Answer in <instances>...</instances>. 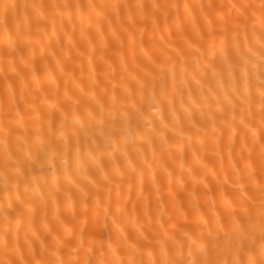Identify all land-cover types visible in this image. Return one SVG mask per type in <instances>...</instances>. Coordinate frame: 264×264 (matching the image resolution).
Wrapping results in <instances>:
<instances>
[{"label":"snow or ice","instance_id":"snow-or-ice-1","mask_svg":"<svg viewBox=\"0 0 264 264\" xmlns=\"http://www.w3.org/2000/svg\"><path fill=\"white\" fill-rule=\"evenodd\" d=\"M0 264H264V0H0Z\"/></svg>","mask_w":264,"mask_h":264},{"label":"bare ground","instance_id":"bare-ground-1","mask_svg":"<svg viewBox=\"0 0 264 264\" xmlns=\"http://www.w3.org/2000/svg\"><path fill=\"white\" fill-rule=\"evenodd\" d=\"M21 2H23V0H21ZM61 3L63 2H66V0H60ZM82 2L84 3H87L88 0H82ZM97 3H105V2H112V3H115V2H120V3H123V2H132V3H136L137 0H96ZM148 3H151L152 0H147ZM160 3H168V2H176V0H159ZM179 2L181 4H183L184 2H190V3H199L201 2V0H179ZM204 2H207V0H204ZM217 2H221V0H217ZM150 27V26H149ZM166 34V33H165ZM157 35H159V33H157ZM150 36H151V31L148 32V34H146L144 36V42H145V45L146 47L151 50L152 48V44H151V41H150ZM92 38L94 40V42L96 43L97 47H99V40L98 38H96L95 36V33L92 34ZM108 41H109V44L111 46H114V42L112 41L111 39V36L110 34L108 35ZM74 39L76 41H80V38H79V33L77 32L76 33V36L74 37ZM136 39H137V43H139V40H140V35L139 33H137L136 35ZM125 42L127 43V37H125ZM53 43H55V37H53ZM78 46H83L82 45V42L78 43ZM127 51V48L125 49ZM97 55H99V53H97ZM112 60L114 63H116V66L117 68H119V62L116 60L115 57H112ZM129 62L131 63V60L129 58ZM77 64L79 63V61L76 62ZM83 63H84V67H85V75L88 74V66H87V57L84 58L83 60ZM53 68H55V62L53 61L52 62V65H51ZM97 69L99 72H102L104 69L103 67L98 63L97 64ZM68 71H72V67L69 66L67 68ZM75 74L76 76H79L80 72H79V68L76 67L75 69ZM42 75V73H41ZM56 75L59 77V73L57 72ZM119 75V74H118ZM61 85V94L63 92V77H59V81H58ZM119 91V90H118ZM147 147V146H145ZM194 148H198V145H194L193 147H189L186 149V152L184 154V162H185V168H188V167H192L194 169H199V165L196 163V161L194 160L193 156H192V151L194 150ZM149 156L151 155L150 151H149ZM133 156H135V152L132 153ZM171 164V167H170V170L172 169H175V171L178 173L180 171L178 165H179V158H178V154H177V160L173 163V162H170ZM216 168L217 170H219V163L217 162L216 163ZM221 175V178L223 177V173L220 174ZM211 180V177L209 178ZM214 183V182H213ZM202 188V186H201ZM184 202H185V205L187 203V199L185 196H182L181 197ZM200 203L201 204H204V198L203 197H200ZM217 203L219 205V199L217 198ZM57 210V207L52 205L51 203H49V207H48V218L49 220L51 221L53 219V212ZM61 213L64 212L65 210V205H64V202H63V198L61 197V200L59 202V209H58ZM41 215L43 214V209L41 210ZM37 227H40V221L39 219H37Z\"/></svg>","mask_w":264,"mask_h":264}]
</instances>
